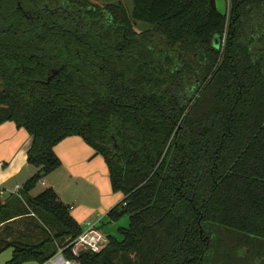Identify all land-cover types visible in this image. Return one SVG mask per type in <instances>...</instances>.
Here are the masks:
<instances>
[{
	"label": "trees",
	"instance_id": "16d2710c",
	"mask_svg": "<svg viewBox=\"0 0 264 264\" xmlns=\"http://www.w3.org/2000/svg\"><path fill=\"white\" fill-rule=\"evenodd\" d=\"M0 0V124L31 137L37 170L0 223L33 218L39 237H0L6 264H264V0ZM144 24V26H140ZM81 136L104 157L128 216L99 252L55 190L29 196ZM34 214V215H32ZM13 216V217H12ZM31 226V227H32Z\"/></svg>",
	"mask_w": 264,
	"mask_h": 264
},
{
	"label": "crops",
	"instance_id": "0c3cea01",
	"mask_svg": "<svg viewBox=\"0 0 264 264\" xmlns=\"http://www.w3.org/2000/svg\"><path fill=\"white\" fill-rule=\"evenodd\" d=\"M215 3L220 12L228 13V0H215ZM30 145L31 137L24 128L17 127L13 121L0 124V201L2 203L9 201L14 205L15 199L22 197L21 189L26 180L36 174L37 170L27 160ZM54 150L61 165L45 175L38 185L42 189L51 187L55 190L59 200L69 207L70 214L78 221L81 229L90 222L106 236H118L117 229L127 226L128 216H123L117 222H108V211L123 199V195L113 190L104 157L97 154L79 135L62 139ZM16 186L21 188L17 189ZM36 187L37 185L28 192L29 196L37 195ZM12 188L13 192H11ZM17 213L14 211L13 218L0 223V237L20 240H32L31 236L39 237L40 235H37L39 232L32 226L31 221L36 215L20 217Z\"/></svg>",
	"mask_w": 264,
	"mask_h": 264
},
{
	"label": "built area",
	"instance_id": "2783aa9c",
	"mask_svg": "<svg viewBox=\"0 0 264 264\" xmlns=\"http://www.w3.org/2000/svg\"><path fill=\"white\" fill-rule=\"evenodd\" d=\"M17 189L21 187L16 186ZM108 243V237L93 223L88 222L82 232L71 243L75 254L80 251L99 252ZM44 264H77L75 261L67 259L63 255V249L52 256Z\"/></svg>",
	"mask_w": 264,
	"mask_h": 264
},
{
	"label": "rangeland",
	"instance_id": "374dc122",
	"mask_svg": "<svg viewBox=\"0 0 264 264\" xmlns=\"http://www.w3.org/2000/svg\"><path fill=\"white\" fill-rule=\"evenodd\" d=\"M97 3L103 4V3H107V2H118V1H122L124 3V5L128 8V10H131L132 7V0H93ZM140 26H144V24H141ZM14 187V185H13ZM13 188L11 189V192H13ZM44 189H42L41 186L38 185L37 183V187L35 188V192H37V194L41 193ZM12 254V248H8L6 250H4L3 252L0 253V264H6L7 260L10 259ZM24 264H39L36 261H29L26 262Z\"/></svg>",
	"mask_w": 264,
	"mask_h": 264
},
{
	"label": "water",
	"instance_id": "95a60500",
	"mask_svg": "<svg viewBox=\"0 0 264 264\" xmlns=\"http://www.w3.org/2000/svg\"><path fill=\"white\" fill-rule=\"evenodd\" d=\"M210 3L213 7H216V3H215V0H210Z\"/></svg>",
	"mask_w": 264,
	"mask_h": 264
}]
</instances>
